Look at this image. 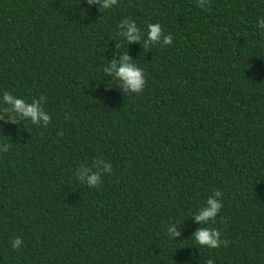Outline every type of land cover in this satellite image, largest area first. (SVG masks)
<instances>
[{
	"label": "trees",
	"instance_id": "1",
	"mask_svg": "<svg viewBox=\"0 0 264 264\" xmlns=\"http://www.w3.org/2000/svg\"><path fill=\"white\" fill-rule=\"evenodd\" d=\"M262 18L264 0H0V264H264ZM125 19L140 42L118 35ZM150 23L173 43L145 50ZM124 53L140 95L103 71ZM6 91L51 123L8 122ZM217 190L204 226L228 245L208 249L194 217Z\"/></svg>",
	"mask_w": 264,
	"mask_h": 264
},
{
	"label": "clouds",
	"instance_id": "2",
	"mask_svg": "<svg viewBox=\"0 0 264 264\" xmlns=\"http://www.w3.org/2000/svg\"><path fill=\"white\" fill-rule=\"evenodd\" d=\"M210 0H198V7L206 8ZM89 5H100L101 11H105L114 6L118 5V0H87ZM258 26L264 30V18L259 20ZM121 32L118 33L119 36L126 37L129 44L138 43L141 41L140 29L134 20L125 19L122 23L118 25ZM147 40L144 42L145 50L149 48L150 44H158L162 41L164 46L171 45L173 43V37L171 34H165L161 25L148 24L147 25ZM119 47V45H118ZM103 71L109 75H114V81L120 87H122L126 94L140 95L144 92L146 86V79L143 70L138 67L135 63L131 61V57L124 53L120 61H112L110 67H106ZM45 97L41 96V100ZM4 102L11 105V110L9 111V121L10 123H16L15 113L26 120L30 121L32 124L39 125L41 121L45 126L51 123L50 115L41 107L40 101H34L32 103H26L24 99L17 98L9 92L4 94ZM9 145L3 149L2 152H8ZM102 163V161H97V165ZM103 173H111L112 165L106 164L102 169ZM77 177L81 181H85L87 185L93 188H99L102 183L101 172H91L87 167H82L77 173ZM223 193L221 191H215L213 196L209 197L206 201V205L200 208L199 215L194 217L198 224L203 225L194 234L193 239L200 247H206L208 249H217L219 247L227 246L228 241L221 238L222 233L220 230L205 227L209 223H215L216 218L223 208V204L220 202ZM168 236L175 240V238L181 235L177 226H171L167 229ZM22 239L16 237L11 241L13 250H19L22 246ZM206 264H215L213 259H208Z\"/></svg>",
	"mask_w": 264,
	"mask_h": 264
}]
</instances>
